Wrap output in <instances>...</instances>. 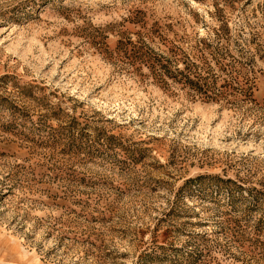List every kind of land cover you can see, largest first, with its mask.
Returning a JSON list of instances; mask_svg holds the SVG:
<instances>
[{
    "label": "rangeland",
    "instance_id": "obj_1",
    "mask_svg": "<svg viewBox=\"0 0 264 264\" xmlns=\"http://www.w3.org/2000/svg\"><path fill=\"white\" fill-rule=\"evenodd\" d=\"M0 264H264V0H0Z\"/></svg>",
    "mask_w": 264,
    "mask_h": 264
}]
</instances>
